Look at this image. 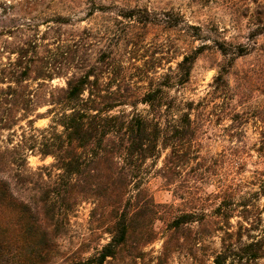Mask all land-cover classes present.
<instances>
[{"label": "trees", "instance_id": "16d2710c", "mask_svg": "<svg viewBox=\"0 0 264 264\" xmlns=\"http://www.w3.org/2000/svg\"><path fill=\"white\" fill-rule=\"evenodd\" d=\"M254 2L262 22L264 0ZM17 31V25L0 28V84H5L0 87V137L11 131L7 143L0 146V264H51L59 255L60 229L83 202L91 207V229L108 234L109 240L74 264H103L124 250L131 258L139 257L140 248L157 236V220L164 222L165 229L160 264L172 248L187 245L199 250L216 233L221 234L218 248L208 255L209 263L200 264H255L264 256V237L252 238L249 233L258 229L260 219L248 197L220 184L214 194L217 202L206 206L191 202V188L179 190L177 186L183 169H193L196 180L221 161L199 150L203 126L197 112L205 101L170 97L157 88L140 98L148 107L147 114L112 113L127 105L129 97L116 98L113 88H101L105 70L94 66L83 70L81 64L75 66L78 74L65 78V86L50 85L44 95L45 82L61 74L46 69L35 34L5 46L3 37ZM3 53H7L5 62ZM195 55L196 50L178 63L179 84L188 79ZM224 73L219 70L214 77V91L223 89ZM42 106H48L43 114L37 112ZM44 114L51 115L50 124L35 128L34 121ZM228 117L234 146L220 158L232 161L243 127L239 112ZM255 151L264 160V130ZM163 152L159 175L166 185L176 184L174 196L183 208L156 203L147 188V163ZM28 154L50 156L53 162L33 171L27 165ZM234 216L247 226L238 220V231H229ZM242 228L247 230L246 240H242Z\"/></svg>", "mask_w": 264, "mask_h": 264}, {"label": "rangeland", "instance_id": "374dc122", "mask_svg": "<svg viewBox=\"0 0 264 264\" xmlns=\"http://www.w3.org/2000/svg\"><path fill=\"white\" fill-rule=\"evenodd\" d=\"M22 23L25 26H19ZM12 25H17L18 31L3 37L5 46H14L35 34L46 69L61 74L45 82L44 95L50 85L65 86V78L78 74L75 66L81 64L83 70L90 66L105 70V76L100 77L101 88H113L116 98L129 97L127 105L116 107L112 113L125 110L147 114L148 107L140 98L144 92L157 88L170 97L205 101L197 112V120L203 126L199 150L202 155L221 161L196 180L193 169H183L177 186L179 190L191 188L192 203L209 206L217 202L214 194L220 184H228L230 191L248 197L259 214L258 229L249 231L251 237H264V160L255 151L260 131L264 130V33H260L264 19L258 21L254 0H0V28ZM195 50L188 79L179 84L177 65ZM3 56L5 62L7 53ZM222 69L223 89L214 91V77ZM47 108L42 106L37 112L43 114ZM232 112L240 113L243 131L236 157L223 161L220 155L234 146L228 128V114ZM50 117L44 114L36 118L33 126L47 127ZM18 126L14 127L17 132ZM10 133H2L0 146L7 143ZM11 138L13 142L15 139ZM164 153L147 163V188L156 203L183 208L174 196L176 184L166 185L159 175ZM52 162L50 156L27 157V165L33 171ZM90 208L88 203H80L69 216L60 229L59 255L51 264H74L109 240L108 234L91 229ZM238 220L247 226L234 216L229 231H238ZM154 228L156 238L140 248L139 257L131 258L124 250L103 264H160L164 222L157 220ZM240 231L242 240H246L247 230ZM220 235L207 238L199 250L187 245L178 250L172 248L161 264L209 263L208 255L218 248ZM255 264H264V256Z\"/></svg>", "mask_w": 264, "mask_h": 264}]
</instances>
